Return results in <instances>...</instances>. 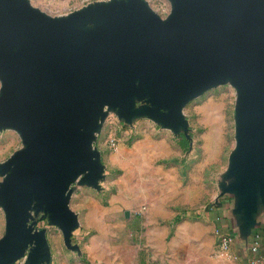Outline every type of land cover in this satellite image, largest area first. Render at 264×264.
<instances>
[{"label": "water", "instance_id": "water-1", "mask_svg": "<svg viewBox=\"0 0 264 264\" xmlns=\"http://www.w3.org/2000/svg\"><path fill=\"white\" fill-rule=\"evenodd\" d=\"M102 0L53 16L31 0H0V131L23 146L0 163L6 219L0 264H51L47 218L65 245L80 226L76 184L102 189L96 146L111 112L192 140L184 108L230 82L238 91L236 144L220 181L245 233L264 204V0ZM42 214V215H41ZM41 215V216H40ZM129 216V212H126Z\"/></svg>", "mask_w": 264, "mask_h": 264}, {"label": "rangeland", "instance_id": "rangeland-1", "mask_svg": "<svg viewBox=\"0 0 264 264\" xmlns=\"http://www.w3.org/2000/svg\"><path fill=\"white\" fill-rule=\"evenodd\" d=\"M96 1L102 0H31V3L50 15L60 16ZM147 1L163 17L171 12V0ZM237 98V89L228 82L189 102L184 113L190 122L192 140L143 118L138 119L131 129L116 114H109L95 143L107 165L106 178L101 182L102 189L76 184L71 199V206L80 211V227L75 242L82 247L83 264H93L86 251L92 233L102 228L112 232L139 229V223L126 220L124 213L129 210L132 217L149 213L148 202L151 199L181 201L193 206L189 209L200 214L215 209L220 195V181L224 179L230 154L236 144ZM150 133L154 136L165 133L174 141V150L178 154L165 163L178 168L179 184L165 187V183L157 180L160 175L156 167L162 161L153 158V162L147 161L146 164L143 160L140 164L135 145ZM112 137L117 140V148L110 145ZM22 146V139L16 130L0 131V163ZM101 224L105 225L102 227ZM55 231L62 233L60 229L50 228L52 241L55 240ZM77 236H80L79 239ZM53 251L58 256L74 255L64 243L59 246L54 242Z\"/></svg>", "mask_w": 264, "mask_h": 264}, {"label": "crops", "instance_id": "crops-1", "mask_svg": "<svg viewBox=\"0 0 264 264\" xmlns=\"http://www.w3.org/2000/svg\"><path fill=\"white\" fill-rule=\"evenodd\" d=\"M144 136L145 138L139 139L135 145L138 148L136 153L139 152L140 164L142 165L143 160L146 164L147 161L153 162V158L158 162L162 161L156 167V172L160 175L157 180L165 183V187H169V184H179L178 168L165 163L178 154L174 150V141L165 133L156 136L150 133ZM105 167L107 169L106 164ZM75 190L76 186L74 192ZM219 196L215 209L201 214L189 209L193 206L169 198L151 199L148 202L149 213L144 215L132 217L129 210H126L125 219L138 222L139 229L112 232L102 228L92 233L86 250L91 258L90 261L93 264H247L248 247L256 233L261 234L260 254L264 256V204H260L259 212L256 214L257 224L249 233H245L240 216L234 212L235 197L231 194ZM71 207L80 215L77 208ZM127 211L129 216H126ZM217 216H221V220H217ZM101 221L106 222L105 219ZM104 225L101 224L102 227ZM218 225L236 237L233 251L238 255V259L227 258L221 253L215 234ZM37 226L48 229L51 264H83L82 247L75 242L76 232L80 226L72 236V242L80 247L79 251L69 249L65 245L63 233L55 231V240H51L50 228H59L50 225L47 218H39ZM5 228V213L0 208V237L5 233ZM79 237L77 236L78 239ZM54 242L59 246L64 243L74 255H56L53 251ZM26 260L27 255L17 260L16 264H26Z\"/></svg>", "mask_w": 264, "mask_h": 264}, {"label": "built area", "instance_id": "built-area-1", "mask_svg": "<svg viewBox=\"0 0 264 264\" xmlns=\"http://www.w3.org/2000/svg\"><path fill=\"white\" fill-rule=\"evenodd\" d=\"M132 128V127H131ZM116 138L112 137L110 139V145L114 148L117 147ZM218 217L217 220H220ZM215 234L218 237V244L221 253H223L227 258L238 259V255L233 251V247L236 244V237L231 233L224 231L221 226H217ZM261 247V234L256 233L253 237L251 244L248 247V257L247 264H263L264 256L260 254Z\"/></svg>", "mask_w": 264, "mask_h": 264}]
</instances>
